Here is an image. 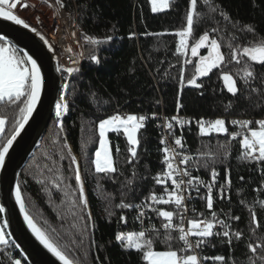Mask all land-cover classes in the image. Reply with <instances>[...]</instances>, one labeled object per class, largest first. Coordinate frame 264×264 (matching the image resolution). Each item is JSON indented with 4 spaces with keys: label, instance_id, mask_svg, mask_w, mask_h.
<instances>
[{
    "label": "trees",
    "instance_id": "16d2710c",
    "mask_svg": "<svg viewBox=\"0 0 264 264\" xmlns=\"http://www.w3.org/2000/svg\"><path fill=\"white\" fill-rule=\"evenodd\" d=\"M53 1L65 12L76 11L83 58L78 71L68 79V109L61 123L52 117L19 176L22 198L37 225L74 263L147 264L141 252L126 250L116 235L136 232L134 208L149 194L164 196L165 185L155 181L158 174L163 175L158 164L160 136L149 115L180 112L192 117L263 118L264 65L244 57L254 73V78L246 82L244 64L228 63V45L243 48L264 41V0H210L215 11L198 0L199 15H194V33L189 42L207 31L221 43L226 57L221 68L197 80L201 88L186 84L194 74L196 59L189 51L187 58L193 63L184 64L186 57L176 52L178 41L173 35L186 27L190 0H169L168 9L156 13L150 10L149 0H62V6ZM17 55L22 57L18 52ZM182 68L184 85L180 83ZM222 73L234 76L237 95L227 91ZM178 99L182 105L179 111ZM114 114H144L148 119L138 131L140 143L135 158L130 157L122 131L108 133L116 171L98 173L93 166L98 124ZM0 118L6 121L2 144L20 118L19 107L7 100L0 102ZM176 136L182 137L183 148L193 156L192 175L207 179L215 168L219 178L230 177L228 200L215 199L213 210L218 219L228 224L230 234L239 232L241 236L237 239L232 235L231 244L228 238L211 237L208 254L225 258L217 264H264V251L258 248L254 255L248 247L261 244L264 238V162L242 159L240 142L224 133L202 136L196 126L188 125L176 130ZM72 156L79 162L80 184L75 180ZM205 161L208 167L203 166ZM58 177H63L59 188L55 187ZM121 203L133 207H118ZM196 203L192 218L210 219L204 202ZM253 213L259 227L252 221ZM122 215L126 223L120 220ZM164 233L150 235L154 250L171 247L178 251L181 241L165 242ZM17 259L27 264L10 242L0 245V264H14Z\"/></svg>",
    "mask_w": 264,
    "mask_h": 264
},
{
    "label": "snow or ice",
    "instance_id": "6c2138e0",
    "mask_svg": "<svg viewBox=\"0 0 264 264\" xmlns=\"http://www.w3.org/2000/svg\"><path fill=\"white\" fill-rule=\"evenodd\" d=\"M57 4H61L62 0H56ZM205 5H209L212 11L216 8L210 5V0H203ZM152 5L151 10L153 13L162 11L169 7V0H150ZM198 0H190V9L186 14V27L173 35L179 37L178 46L176 52L178 54H183L186 58L184 64H192L193 61L188 59V52L192 57H198L195 62L194 74L190 79L186 81L188 86L195 88H201L202 84L197 83V80L208 76L214 69L221 68L226 62V57L221 50V43L210 36L206 31L199 36L198 39H194L190 44L189 38L193 36L194 33V15L198 16L197 10ZM7 6V10L5 9ZM17 2L14 0H0V17L6 21H11L16 25H21L24 28H30V25L18 15L13 13L16 9ZM23 7H28L24 4ZM225 19L228 17L221 13ZM251 30V29H250ZM31 31L35 32L40 36L41 40H44L46 44L48 41L43 35H41L36 28H31ZM213 32L216 29L212 30ZM111 40V37L107 38ZM92 43H98V41L92 40ZM49 50H52V45L49 44ZM228 47L231 49L230 57L231 59L228 63L235 62L236 64H244L243 71L245 73V81L254 78V73L251 70V65L243 60L247 57L248 61L253 63H259L264 65V41L257 43L255 46H245L240 48L239 46L233 47L229 44ZM202 48H208L209 52L207 55H199V50ZM92 59L99 63L97 57L93 56ZM65 71L69 74L78 71V69L73 67H68ZM221 79L224 81L227 91L233 95H237L239 88L237 86V81L231 73H222ZM180 83L185 84L184 69L180 71ZM42 86V78L40 67L37 61L27 54L24 57L17 55L16 49H14L10 42L6 40L4 36H0V102L5 100L16 104L19 107L20 118L16 120L13 124V132L10 137L6 138L2 144H0V167L4 166L5 158L9 153V150L13 146V142L20 135L21 130L24 128L25 124L28 122L33 111L36 108L37 102L40 98V91ZM182 107L179 99L177 100V111ZM62 111H67V103H58L56 105V114L59 117ZM156 114H152V119H156ZM148 119L145 115L127 114L122 116L120 114H114L106 119H103L98 124L99 132V149L95 152V170L98 173H114L116 168L114 166L113 156L111 154V149L109 142L106 139V134L110 131L120 133L122 131L123 135L127 138V143L129 145L128 152L131 158L137 156V148L139 146L138 131L145 127L144 122ZM165 127L169 130V134L172 135L173 123L175 121L178 125H183L184 121L178 116L171 117L169 121L167 118ZM6 121L0 118V134L5 131ZM233 125L240 126L241 129L246 131L242 133H228L226 127V122L223 119H216L214 121H204L203 119L197 121L199 125V132L202 136L210 135L212 132L224 133L230 135L231 139L240 138V144L242 148L241 158L245 160H255L257 162H264V119L255 121L257 129H252L250 126L253 123L249 120H234L231 122ZM161 145H167L166 138L160 140ZM174 145L180 149H183L184 145L182 142V137L174 138ZM119 149L117 148V152ZM164 153L163 163L166 165V169L163 175L158 174L155 177L157 184L165 185L164 192L167 194V199L164 196H157L153 192L150 196V200L161 204L169 205L174 204L177 211H169L156 209L158 216L162 217L165 223L163 228L165 230V242L173 239H177L183 243V247L179 251L172 250L169 247L167 251H156L153 248L154 240L148 238L146 231H140L138 233H128L127 235L123 233H118L116 235V240L125 246V249H134L142 253L143 260L147 264H202L203 260L209 259L208 257H199L196 254V249L201 246L208 238L214 236H222L228 238V243L231 244L232 235H235L237 239L240 238L241 233L237 232L230 234L228 229V224L224 220H220L217 217V213L213 210V186L216 183V178L218 173L215 168L211 171V182L205 183L199 177L192 176L188 169V164L192 157L184 156L181 152H178L176 148L171 146H165L161 149ZM70 154V152H69ZM179 158V163L175 161ZM129 163L132 159H129ZM71 165H75V180L77 184L81 182L80 176V166L75 156L71 157ZM180 165H184L183 168ZM204 167H208V162L205 161ZM53 171V169H49ZM185 177L187 179H185ZM243 179V177H241ZM63 177L56 178L55 187L59 188L60 182H62ZM168 181H171V191L167 186ZM231 183L230 177L227 181ZM195 185H203L207 189L206 197H201L206 199V207L210 213V219H200L193 218L187 220V228L184 226L185 213L188 211L185 201L190 199L185 197L184 191L191 190ZM197 192L199 188H196ZM80 198L83 200L84 192L83 187H80ZM16 203L20 206V211L24 214V220L28 227L31 229L35 237L40 241V243L51 252L57 259H59L62 264H73V261L65 254V252L50 238L44 229L39 227L34 221V218L28 213L25 202L22 198V193L19 185L15 189ZM221 199L223 196L221 195ZM75 204V201L73 202ZM86 203V200H84ZM118 207L122 208H132L130 204L121 203ZM4 208L0 207V212H3ZM195 213V209L192 210ZM144 213L141 212L140 216ZM203 216V213L199 214ZM179 218V222L174 220V217ZM139 219V217H137ZM233 219L239 220V217H233ZM122 222H127L126 217L123 215L120 217ZM253 223L259 227V222L256 219L255 213L252 214ZM217 225L225 229L223 232L214 231ZM7 227V221L4 222L3 226H0V245H6L9 241L6 240L5 229ZM177 232L178 236H173L172 233ZM195 237L196 240L193 243L190 239ZM126 242V243H125ZM249 251L254 255L257 253V249L260 248L264 251V238H262V243L259 245L249 244ZM215 261H224L223 256H216L211 258ZM264 259V257H262ZM14 264H21L20 260H15Z\"/></svg>",
    "mask_w": 264,
    "mask_h": 264
},
{
    "label": "water",
    "instance_id": "95a60500",
    "mask_svg": "<svg viewBox=\"0 0 264 264\" xmlns=\"http://www.w3.org/2000/svg\"><path fill=\"white\" fill-rule=\"evenodd\" d=\"M31 28V25L30 28H24L0 17V36H4L22 57L27 54L35 59L42 78L36 108L13 142L4 166L0 167V207L4 208L0 212V220L2 226L7 221V240L27 264H62L32 233L15 198L19 176L46 132L54 115L61 87V74L54 51L49 50L48 44Z\"/></svg>",
    "mask_w": 264,
    "mask_h": 264
},
{
    "label": "built area",
    "instance_id": "2783aa9c",
    "mask_svg": "<svg viewBox=\"0 0 264 264\" xmlns=\"http://www.w3.org/2000/svg\"><path fill=\"white\" fill-rule=\"evenodd\" d=\"M47 2V4H51L49 1H45ZM53 7L55 8V5H53ZM63 20V18H62ZM41 20L38 21L37 26H32V24H30L32 27L36 28L38 30V32L43 35L45 37V39L48 41V45L51 44L52 45V49L56 55V60H57V64H58V68L61 74V87H60V92L57 98V104L58 103H67L68 98H67V86H68V79L69 77L74 73H67L65 71L66 68L68 67H73L78 69L80 67V63L82 60V55L79 53L78 54V49L76 48H72L68 37L62 33V37L58 38L60 41V48L56 49L55 47V40L53 37L52 31L50 32L49 30L46 33H43L41 31ZM50 29V28H48ZM76 39L79 43V31L76 29ZM80 52L82 53V50L79 49ZM80 60V61H78ZM68 109V107H67ZM66 111H62L60 116L58 117L56 112H55V116L57 118V120L59 122H61L62 118L64 117ZM140 115H144V114H140ZM146 117H148V115H145ZM152 119V115H149ZM173 116H178L180 119H182L184 121V124L178 125L176 124L175 121H171L173 123V130H172V135L169 134V130L164 126L166 123V119L167 118L169 121L171 120V117ZM156 119H153L155 127L158 129V133H159V143L160 140L162 138H166L167 140V145H161L160 143V149H162L165 146H171L177 149L178 152H181L182 155L184 156H190L193 158L192 155H190L189 153H187V151L183 148L180 149L177 146L174 145V138L177 137L176 136V130L180 129L183 126L186 125H192V126H196L199 128V125L197 124V121L203 119L204 121H214L216 119H223L226 122V127L227 129L231 128L233 129V131L230 132L231 133H244L246 130L245 129H241L240 126L238 125H233L231 122L234 120H249L252 121L254 124V126L257 127V125L255 124V121L264 119L263 118H253V117H239V116H215V117H210V116H198V117H192L186 114H182L180 112H175V113H156ZM145 123V122H144ZM231 137V136H230ZM241 137H238L237 139L240 140ZM234 140V139H232ZM162 152V151H161ZM163 156L164 153L162 152V156L160 157V160L158 162L159 166L162 168V171L164 172L166 169V165L162 162L163 161ZM175 163H179V158H177V160L175 161ZM181 168L184 167V165H180ZM188 169L191 172V174H193V166H192V160H190L189 164H188ZM194 176V175H192ZM195 177V176H194ZM185 179H187L185 177ZM203 180L205 183H210L211 182V177L207 178V179H201ZM227 179H221L217 176L216 178V183L213 186V201L215 199H221V195L224 197L225 200H228V193L230 190V184L227 182ZM199 188V191L197 192L196 188ZM168 188L169 191H171V181H168ZM185 197H189L190 199H187L185 201L188 211L184 214L185 215V221H184V226L185 228H187V220L188 219H193V214L194 212L192 211L193 209H195L196 206V202L198 200L203 201L205 204V208L206 207V199H202L201 197H206L207 195V189L203 186V185H195L190 191L189 190H185L184 193ZM150 196L151 194H149L146 199L142 200L139 204H137L135 206V212H136V223H137V233L140 231H146L148 238H150V235L152 233H156L157 231H165L163 228V224L165 223V221L163 220L162 217L158 216V213L156 211V209H162V210H169V211H177V209L175 208L174 204H169L167 205V207H165V209L162 208L161 204L155 203L153 201L150 200ZM167 199V195L166 198ZM143 212L144 215L140 216V213ZM139 217V219L137 218ZM174 220L176 222H179V218L174 217ZM225 229L221 228L219 225H217L216 229H214V231H219V232H223ZM175 234L178 235L177 232H173ZM217 237V236H214ZM192 240V242L194 243L196 238L195 237H191L190 238ZM209 242H210V238H208L203 244H201V246L199 248L196 249V254L203 258V257H208L209 259L207 260H203L202 264H217L215 260L211 259L214 258L213 256L209 255L207 252V248L209 247ZM183 247V243L181 242V245L179 247L182 248ZM178 249V251H179Z\"/></svg>",
    "mask_w": 264,
    "mask_h": 264
},
{
    "label": "rangeland",
    "instance_id": "374dc122",
    "mask_svg": "<svg viewBox=\"0 0 264 264\" xmlns=\"http://www.w3.org/2000/svg\"><path fill=\"white\" fill-rule=\"evenodd\" d=\"M49 1L51 4H47ZM14 2H17L16 9L13 10V12L20 16L22 19H24L27 23L32 24V26H37V23L39 20H41V31L43 33H46L48 30L53 34L54 40H55V47L56 49L60 48V41L58 38L62 37V33L64 36L66 35L68 37L67 40H69L72 48L78 49V54L80 53L83 58V50H82V44L81 42L78 43L76 39V29L78 30L77 26V13L76 11H73L72 13L65 12L59 8L56 7V3L53 0H14ZM24 4H27L28 7H23ZM55 5V8L53 7ZM150 10H151V3L149 0ZM7 7V6H6ZM168 9V8H167ZM167 9H164L162 11H165ZM152 11V10H151ZM161 12V11H159ZM63 18V20H62ZM50 28V29H48ZM81 39L79 38V41ZM82 50V53L80 50ZM190 51V49H189ZM209 52L208 48H203L199 50V55H207ZM196 61L198 57L195 58ZM80 61V60H78ZM224 83V81H223ZM225 86V83H224ZM226 88V86H225ZM227 89V88H226ZM257 129V128H255ZM47 130V129H46ZM111 132V131H110ZM109 133V132H108ZM108 133L106 134V139L108 141ZM97 135H98V142H97V148L95 152L99 149V132L97 129ZM109 142V141H108ZM95 160V153L93 156V166ZM0 226L1 220H0ZM128 233H135V232H124L123 234L127 235ZM126 243V242H125ZM158 251V250H156ZM161 251H167V250H161Z\"/></svg>",
    "mask_w": 264,
    "mask_h": 264
},
{
    "label": "bare ground",
    "instance_id": "6f19581e",
    "mask_svg": "<svg viewBox=\"0 0 264 264\" xmlns=\"http://www.w3.org/2000/svg\"><path fill=\"white\" fill-rule=\"evenodd\" d=\"M53 50V49H52Z\"/></svg>",
    "mask_w": 264,
    "mask_h": 264
}]
</instances>
